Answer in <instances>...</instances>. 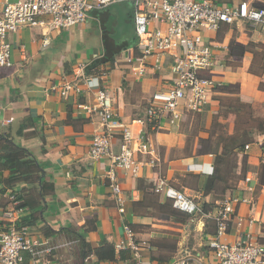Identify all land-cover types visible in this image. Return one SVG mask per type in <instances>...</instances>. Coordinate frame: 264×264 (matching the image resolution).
<instances>
[{
	"label": "crops",
	"instance_id": "crops-1",
	"mask_svg": "<svg viewBox=\"0 0 264 264\" xmlns=\"http://www.w3.org/2000/svg\"><path fill=\"white\" fill-rule=\"evenodd\" d=\"M6 1L0 0V13ZM212 1L219 6L231 3ZM238 1L264 9V0ZM133 14L131 0H117L88 11L83 23L67 30L51 31L38 25L9 35L11 65L0 67V136H8L34 156L41 178L32 184L17 183L13 190L5 188L11 171L0 160V232L7 225L3 211L13 210V218L29 228L32 239L54 247L49 255L36 259L24 254V264H136L131 252V258L124 259L123 251L114 248L126 241L125 224L132 229L142 264L179 260L216 264L208 248L215 222L175 210L169 200L154 192L159 178L209 210L233 197L246 198L248 203L235 207L238 221L230 224L226 240L264 244V186L260 183L264 113L256 110L264 109V34L243 21L204 32L203 41L211 46L216 62L211 75L221 88L210 93L198 112L186 111L179 121H165L160 130L153 131L143 124L145 109L150 96L168 89L176 78L171 67L180 50L141 65L136 60L140 54ZM158 27L152 23L150 30ZM140 68L144 72L138 76ZM64 86L70 89L61 95ZM99 89L108 92L114 112L131 131L134 160L142 163L136 177L130 171L114 170L122 189L123 214L106 176L110 159L89 156L92 139L102 128L100 119L86 114L81 106L93 105ZM229 102H246L253 109L247 128L251 140L239 151L233 149L226 167L218 165L217 172L216 155L232 147L221 140L222 132L209 128L216 116L226 137L235 138L238 130L226 106ZM189 116L198 117L204 127L193 142ZM258 124L261 132L256 130ZM140 137L153 146L152 153L136 151ZM120 145L117 133L111 142L114 154ZM14 192L21 201L14 198ZM105 245L114 248L111 261L96 255V249Z\"/></svg>",
	"mask_w": 264,
	"mask_h": 264
},
{
	"label": "built area",
	"instance_id": "built-area-1",
	"mask_svg": "<svg viewBox=\"0 0 264 264\" xmlns=\"http://www.w3.org/2000/svg\"><path fill=\"white\" fill-rule=\"evenodd\" d=\"M116 1L7 0L0 13V67L11 65L8 38L18 29L46 25L51 31L67 30L83 23L88 11L103 9ZM131 1L134 6L132 22L140 54L136 60L144 65L151 58L158 60L172 51L180 50L174 56L171 67L176 78L168 89L154 92L148 100L143 124L153 131L160 130L165 121L170 124L179 121L186 111L198 112L207 103L210 93L220 87V83L211 75L216 62L211 46L203 41L204 32L217 31L223 24L233 25L243 21L264 34V9L252 7L245 1L235 3L236 0H230V4L222 6L212 0ZM152 23L159 27L151 31ZM143 72L140 68L136 73L141 76ZM69 89V86H64L61 95H65ZM81 109L89 116L100 119L102 130L94 135L89 156L93 160L110 159L111 168L106 176L118 211L123 214L122 189L114 170L120 168L130 171L133 177L139 175L142 163L134 160L131 148L134 138L114 112L111 97L105 89L96 92L93 105H84ZM117 133L121 134V145L119 153L114 154L111 142ZM137 141V152H153V146L142 140V137ZM153 190L169 200L175 210L215 222V233L208 242V248L216 264H264V244L250 239L235 242L226 240L230 224L238 221L235 207L248 203L246 198L233 197L217 203L214 210L205 211L202 203L176 190L164 178L157 180ZM10 199L12 205L16 206L14 198ZM15 212L9 209L3 211L7 225L6 230L0 232V264H24V254L33 259L49 255L54 247L32 239L29 228L13 218ZM123 231L126 241L116 244L115 250H128L135 263L142 264L139 247L133 241L132 229L125 224ZM173 264L186 262L179 260Z\"/></svg>",
	"mask_w": 264,
	"mask_h": 264
},
{
	"label": "trees",
	"instance_id": "trees-1",
	"mask_svg": "<svg viewBox=\"0 0 264 264\" xmlns=\"http://www.w3.org/2000/svg\"><path fill=\"white\" fill-rule=\"evenodd\" d=\"M221 88L218 87L217 89ZM248 128V125H247ZM246 136H248V139H237L236 137L233 138L231 137V147L232 148H227L224 149V152L222 155H216V164H215V169L218 172L217 166L223 165V167H226L227 159L230 155V153L233 151V149L240 150L243 148V145L251 140L250 135L247 134V129H245ZM0 155L1 158L0 160L3 161V168L8 169L11 171V175L7 178L5 181V188H9L13 190V187L17 183H23V184H32L36 182L37 180L40 181L41 178V169L35 160L34 156L31 155L26 149L21 148L13 143V141L8 137V136H0ZM214 178V177H213ZM261 185L264 186V165L261 166ZM14 198H16L18 201L20 200V197L17 196L16 192H14ZM15 199V200H16ZM20 206L22 207L23 204L20 203ZM203 209L205 211L209 210V207L206 205H203ZM96 255L99 256V259H108V260H113L114 259V248L108 245H105L99 249H96ZM127 254V255H125ZM103 256H106L102 258ZM130 255V252L128 250H124L121 252V258H128Z\"/></svg>",
	"mask_w": 264,
	"mask_h": 264
},
{
	"label": "rangeland",
	"instance_id": "rangeland-1",
	"mask_svg": "<svg viewBox=\"0 0 264 264\" xmlns=\"http://www.w3.org/2000/svg\"><path fill=\"white\" fill-rule=\"evenodd\" d=\"M245 25H246V23H245ZM232 105H234V108H232ZM226 106H228L229 109L232 110V113L235 117V122H236L235 128H236V130H238L235 137L237 139H244V138L248 139V136H246L245 135L246 133L243 131H245V129H247L248 121L251 122V119H252L251 112H253V109H251V106L249 104H247L246 102H244V103L240 102L238 104L236 102L235 103L229 102L226 104ZM256 110H257V112H260L262 114L264 113L263 108H257ZM259 117H261V116H259ZM189 120H191V124L189 126V128H190L189 132H191V137L189 138V140L191 142H193L194 137L196 135H199V133H200L199 131H204V127H203V125H200V119L198 117L189 116ZM255 123H257V122H255ZM211 128H213L214 129L213 131H215L216 133L222 132V133H220V134H222V135H220V136H222L221 140H224V141L230 142V143L232 142L231 138L229 139L226 137L224 126L218 123L216 116H214L213 122L211 123V127L209 129H211ZM256 130L261 132V130H262L261 125L258 124ZM215 132H213L211 135H209L207 133V136L209 135V140H212V137L214 136ZM197 137H198L199 142L201 140H203V143L205 142L204 137H199V136H197Z\"/></svg>",
	"mask_w": 264,
	"mask_h": 264
}]
</instances>
